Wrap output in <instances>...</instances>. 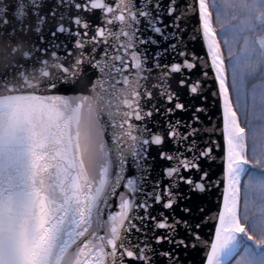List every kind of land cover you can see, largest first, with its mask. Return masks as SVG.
Here are the masks:
<instances>
[{"label":"snow or ice","instance_id":"snow-or-ice-1","mask_svg":"<svg viewBox=\"0 0 264 264\" xmlns=\"http://www.w3.org/2000/svg\"><path fill=\"white\" fill-rule=\"evenodd\" d=\"M201 249L264 264V0H0V264Z\"/></svg>","mask_w":264,"mask_h":264},{"label":"water","instance_id":"water-1","mask_svg":"<svg viewBox=\"0 0 264 264\" xmlns=\"http://www.w3.org/2000/svg\"><path fill=\"white\" fill-rule=\"evenodd\" d=\"M106 112V110H105ZM220 168V161H217L216 169L219 170ZM212 215V213H210ZM214 222L210 221L209 224L205 225L204 230H203V238L205 240H211L214 236ZM206 258V253L204 252L203 249H201L198 253H196L193 257V260L195 261V264H203V261Z\"/></svg>","mask_w":264,"mask_h":264}]
</instances>
